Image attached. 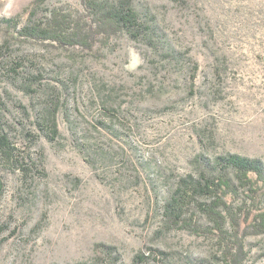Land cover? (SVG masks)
Instances as JSON below:
<instances>
[{
  "label": "rangeland",
  "instance_id": "obj_1",
  "mask_svg": "<svg viewBox=\"0 0 264 264\" xmlns=\"http://www.w3.org/2000/svg\"><path fill=\"white\" fill-rule=\"evenodd\" d=\"M31 1L0 0V264L90 261L100 242L126 264H223L216 239L167 226L164 205L199 156L264 162V0H137L170 42L160 52L126 34L92 50L21 43L3 19ZM57 7L84 12L47 0L40 17ZM246 248L264 264V234Z\"/></svg>",
  "mask_w": 264,
  "mask_h": 264
},
{
  "label": "trees",
  "instance_id": "obj_2",
  "mask_svg": "<svg viewBox=\"0 0 264 264\" xmlns=\"http://www.w3.org/2000/svg\"><path fill=\"white\" fill-rule=\"evenodd\" d=\"M46 1L32 0L18 15L3 19L7 31L21 43L64 49L92 50L101 36L125 34L137 44L157 52L170 45L156 14L146 2L81 0L82 14L57 7L42 18L39 11ZM26 14L27 23L20 25ZM53 126L57 131L56 120ZM5 131L6 123L0 117V151L8 153L11 141ZM196 162L197 173L182 178L166 200L164 220L169 227L216 239L223 264H245L249 257L246 238L264 234V162L238 153L214 158L202 155ZM5 190L0 171V201ZM192 206L206 215L211 224L201 225ZM95 252L90 261L53 264H126L115 245L97 243ZM143 256V253L137 254L130 264L140 263Z\"/></svg>",
  "mask_w": 264,
  "mask_h": 264
}]
</instances>
